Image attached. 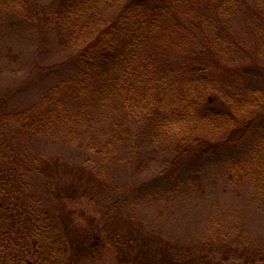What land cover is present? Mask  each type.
I'll return each instance as SVG.
<instances>
[{"label":"trees","instance_id":"trees-1","mask_svg":"<svg viewBox=\"0 0 264 264\" xmlns=\"http://www.w3.org/2000/svg\"><path fill=\"white\" fill-rule=\"evenodd\" d=\"M0 14L53 44L49 70L57 77L22 111H3L0 98V264H79L97 254L100 222L67 203L119 206L126 189L117 188L111 165L135 118L155 145L175 139L179 154L240 148L241 166L227 177L264 188V0H0ZM4 52L16 61L11 47ZM42 138L58 145L31 157L26 143ZM191 175L188 190L201 183ZM182 183L168 185L166 201ZM77 214L87 215L86 227ZM120 214L113 225L122 224ZM225 251H215L222 259L205 253L180 261L166 243L146 254L157 264L264 260Z\"/></svg>","mask_w":264,"mask_h":264},{"label":"rangeland","instance_id":"rangeland-1","mask_svg":"<svg viewBox=\"0 0 264 264\" xmlns=\"http://www.w3.org/2000/svg\"><path fill=\"white\" fill-rule=\"evenodd\" d=\"M22 27L19 29L15 20L0 14V98L4 102L2 110L6 112L22 111L33 106L49 85L57 80L55 72L49 70L56 60L49 58L53 44L49 41L40 44L36 37L38 33L39 36L43 33ZM7 47L12 49L11 57L17 55L16 61L8 62L5 58ZM34 48L37 50L36 57ZM29 66L48 69L35 76L27 71ZM93 118V122L101 123L97 116ZM139 120L140 127L136 118L130 122L129 132H125V143L119 149L114 146L118 149L115 151L116 160L111 165L115 182L122 181L117 188L126 189L116 197L120 201L119 206L102 210L95 200L67 203L70 209H80L82 214L100 222L101 246L93 258H84L79 264H157L151 261L153 254L146 253L150 248L166 243L180 261L209 253L202 251L209 247L213 249L209 254L221 259L215 251L226 252V249L229 252L226 254L231 255L244 250V258L253 254L264 255L262 183L248 177L231 182L227 177L233 165L241 166L243 151L230 145H220L209 148L207 153L188 148L179 154L175 139L155 145L148 136L146 123L143 119ZM111 122L113 125L118 122L114 115ZM102 124L108 125L106 122ZM56 145L51 139L42 138L37 142L35 139L28 141L25 148L32 157L42 152L53 153ZM49 149L52 150L47 151ZM77 150L73 148L68 156L73 157ZM192 173L200 175L201 191L194 190L200 185L187 189L186 180L188 177L192 179ZM180 181H183L184 189L166 201L164 196L168 185ZM118 211L122 213V224L113 225V214ZM82 214L75 216V223L86 227L87 215ZM134 236L138 240L132 242ZM128 237L130 241H127ZM245 264H264V260L255 257Z\"/></svg>","mask_w":264,"mask_h":264}]
</instances>
